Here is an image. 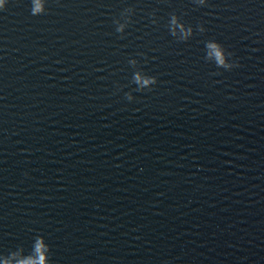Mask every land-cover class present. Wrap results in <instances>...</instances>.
Here are the masks:
<instances>
[{"label":"water","instance_id":"95a60500","mask_svg":"<svg viewBox=\"0 0 264 264\" xmlns=\"http://www.w3.org/2000/svg\"><path fill=\"white\" fill-rule=\"evenodd\" d=\"M37 236L50 264H264V0H4L0 255Z\"/></svg>","mask_w":264,"mask_h":264},{"label":"clouds","instance_id":"9594fccd","mask_svg":"<svg viewBox=\"0 0 264 264\" xmlns=\"http://www.w3.org/2000/svg\"><path fill=\"white\" fill-rule=\"evenodd\" d=\"M195 3L199 5H204L205 0H194ZM4 0H0V8H3ZM131 9H128L130 11ZM39 11V7L33 10V14ZM155 23V21H153ZM169 32L173 37L178 36L179 41H187L193 35V28L191 26H186L185 23L176 14H171L169 24ZM118 33L124 32V26L121 25L116 28ZM198 31L204 32L203 26H198ZM229 56L232 54L229 53ZM205 60H211L214 62L217 68H222L224 70L230 71L234 67H238V63L229 62L226 58L225 50L221 44L216 41H206L205 42ZM130 64H135V60H130ZM132 83L136 87V91L152 90V86L157 83V78L155 76L142 75L140 72H134L132 76ZM126 98L129 101L133 100L131 93H126ZM50 252V247L45 244L44 239L37 236L31 246V250L25 253V249L21 246L14 251L9 252L7 255H0V264H50V257L46 254Z\"/></svg>","mask_w":264,"mask_h":264}]
</instances>
